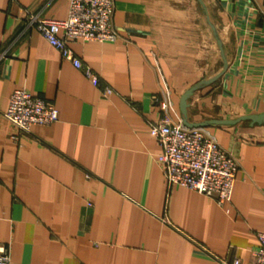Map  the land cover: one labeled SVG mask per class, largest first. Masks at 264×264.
<instances>
[{
    "label": "crops",
    "instance_id": "1",
    "mask_svg": "<svg viewBox=\"0 0 264 264\" xmlns=\"http://www.w3.org/2000/svg\"><path fill=\"white\" fill-rule=\"evenodd\" d=\"M114 43L68 48L114 93L104 98L26 24L65 20L68 0H0V245L11 264L248 263L264 234V125L206 130L238 162L223 206L172 184L149 134L264 114V0H112ZM220 43L217 42L215 35ZM51 102L58 121L16 143L11 93Z\"/></svg>",
    "mask_w": 264,
    "mask_h": 264
},
{
    "label": "built area",
    "instance_id": "2",
    "mask_svg": "<svg viewBox=\"0 0 264 264\" xmlns=\"http://www.w3.org/2000/svg\"><path fill=\"white\" fill-rule=\"evenodd\" d=\"M20 13L25 16L26 24L33 26L62 60L69 62L99 89L102 97L108 98L114 93L110 87L101 85L98 76L68 48V43L76 41H117L111 24L112 0H68L65 20L33 16L23 10ZM2 116L14 130L9 139L16 143L21 137L30 135L32 127L49 126L59 118L51 102L35 97L25 89L11 93ZM149 134L160 146L161 152L156 160L168 186L175 184L194 191L220 206L229 201L238 162L206 130L189 129L181 123L163 119L150 126ZM256 239L258 246L251 251V260L248 263L234 260L231 264H264V234H257ZM0 264H11L9 249L4 245H0Z\"/></svg>",
    "mask_w": 264,
    "mask_h": 264
},
{
    "label": "water",
    "instance_id": "3",
    "mask_svg": "<svg viewBox=\"0 0 264 264\" xmlns=\"http://www.w3.org/2000/svg\"><path fill=\"white\" fill-rule=\"evenodd\" d=\"M215 35V38L217 40L218 43L219 40ZM221 75L214 77L208 81H204L202 83H199L193 87H191L190 89H188L181 97L180 100V112L182 114V125L186 128L189 129H194V128H206L207 126L210 125H225V126H232V125H236L238 123L241 122H249L251 126L253 125H264V114H259V115H249V116H243L240 117L238 119L235 120H230V121H225V120H210V121H205L202 123H190L187 119V108H188V103L187 101L190 99V97L193 95V93L199 89H201L204 86H208L210 84H212L213 82H215L218 77H220Z\"/></svg>",
    "mask_w": 264,
    "mask_h": 264
}]
</instances>
